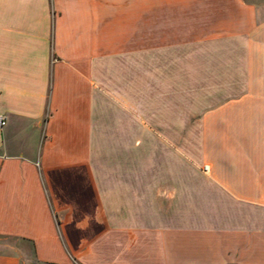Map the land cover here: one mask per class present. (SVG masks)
<instances>
[{"label": "crops", "instance_id": "obj_1", "mask_svg": "<svg viewBox=\"0 0 264 264\" xmlns=\"http://www.w3.org/2000/svg\"><path fill=\"white\" fill-rule=\"evenodd\" d=\"M0 115V264H264V0H0Z\"/></svg>", "mask_w": 264, "mask_h": 264}, {"label": "rangeland", "instance_id": "obj_2", "mask_svg": "<svg viewBox=\"0 0 264 264\" xmlns=\"http://www.w3.org/2000/svg\"><path fill=\"white\" fill-rule=\"evenodd\" d=\"M171 104L172 123L168 125V131L172 132L174 136L175 159L179 153L176 149H185L196 154L198 132L197 93L194 91H174ZM73 264L77 263L74 262Z\"/></svg>", "mask_w": 264, "mask_h": 264}, {"label": "built area", "instance_id": "obj_3", "mask_svg": "<svg viewBox=\"0 0 264 264\" xmlns=\"http://www.w3.org/2000/svg\"><path fill=\"white\" fill-rule=\"evenodd\" d=\"M5 122L4 115H0V125Z\"/></svg>", "mask_w": 264, "mask_h": 264}]
</instances>
